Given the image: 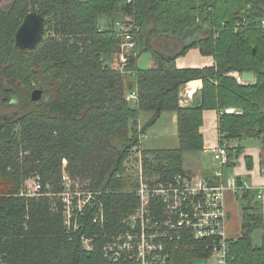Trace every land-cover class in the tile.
Here are the masks:
<instances>
[{
    "label": "trees",
    "instance_id": "trees-1",
    "mask_svg": "<svg viewBox=\"0 0 264 264\" xmlns=\"http://www.w3.org/2000/svg\"><path fill=\"white\" fill-rule=\"evenodd\" d=\"M31 11L46 17L44 37L35 48L22 49L15 35ZM126 15L141 30L123 72L113 65L121 37L115 25L100 30L99 21ZM263 20L264 0H13L0 5V264H104V243L137 204L136 195L125 191V161L140 134L165 111L178 114L179 147L143 151L148 175L160 181L184 172L187 152L205 149L206 109L219 112L220 139L264 133ZM192 47L215 63L178 67L177 57ZM147 50L156 65L139 68L137 58ZM247 71L255 72L254 82H241L234 74ZM195 79L203 82L202 103L182 105L181 91ZM35 88L44 90L38 102L32 100ZM135 88L138 101H128ZM228 107L238 112L226 113ZM146 112L151 115L139 130ZM240 148L232 144L231 159ZM63 159L72 177L108 191L102 197L106 224L94 222L88 210L77 231L66 226ZM30 178L39 181L38 192L21 195ZM239 193L242 236L228 239L230 262L264 264V233L260 243L254 240V232L264 228L261 205L253 202L255 191L243 186ZM83 235L94 238L93 250L84 248ZM185 240L166 264H195L210 256L204 248L208 242L189 235Z\"/></svg>",
    "mask_w": 264,
    "mask_h": 264
},
{
    "label": "built area",
    "instance_id": "built-area-1",
    "mask_svg": "<svg viewBox=\"0 0 264 264\" xmlns=\"http://www.w3.org/2000/svg\"><path fill=\"white\" fill-rule=\"evenodd\" d=\"M112 25H115L122 40L119 55L121 70L125 72L129 65V54L137 50V35L141 26L130 15L114 22L112 19L99 21L100 30ZM235 75L239 81L245 82L241 73ZM186 91L187 85L181 91L182 105L189 103L183 99ZM126 98L128 101H138V89L129 91ZM225 112L238 111L228 107ZM141 126L139 121V130ZM147 135V132L141 133L139 144L132 149L138 158L136 170L139 181L125 189L136 195L137 204L129 214L121 218L120 229L104 243V264H166L172 252L186 241V235L197 241L208 242L204 246L211 251L207 258L208 264H231L229 240L225 231V194L228 189L241 191L243 188L234 175L225 176L223 171L224 166L235 160L230 158L229 153L232 142L220 139L216 146L208 149L214 162L219 164L212 175L192 174L184 169V172L177 173L171 180L150 181L145 177L143 153V140ZM148 159L153 160L154 157L148 155ZM131 166L130 161L128 167ZM69 178L65 176V188L60 192L68 229L77 231L81 227V217L88 210L93 211L94 222L106 224L102 197L108 191L93 188L89 182H79L75 188ZM133 188L135 190L131 192ZM21 195L33 194L23 189ZM257 195L262 198L264 188H260ZM82 241L86 250L94 249V238L83 235Z\"/></svg>",
    "mask_w": 264,
    "mask_h": 264
},
{
    "label": "crops",
    "instance_id": "crops-1",
    "mask_svg": "<svg viewBox=\"0 0 264 264\" xmlns=\"http://www.w3.org/2000/svg\"><path fill=\"white\" fill-rule=\"evenodd\" d=\"M184 44V43H182ZM194 49V50H191ZM152 53L151 50H147ZM142 53V52H141ZM140 53V54H141ZM153 55V54H152ZM215 63L214 58L212 56L203 55L199 48L192 47L185 54L180 55L176 59V65L180 68L183 67H205L211 66ZM138 64V62H137ZM156 65L154 57L147 64L146 67H138L139 68H151ZM202 88L203 82L201 79H195L187 83V91L184 93V100L187 99L190 105H201L202 103ZM151 113H144L141 115L139 121L143 125L150 117ZM165 115L170 120L172 124V132L174 136L178 134V114L176 111H165L162 113L161 117ZM146 116L147 119L144 120L143 117ZM160 117V118H161ZM144 122H142V120ZM157 123V122H156ZM156 124L150 127L149 131H147V138L143 140V147H147L149 150L153 149H161L157 146L149 145V136L153 131H155ZM169 128L165 129L164 132L159 133L161 136H169ZM202 133L205 137V149L201 151L195 152H187L185 154L188 155L191 153L195 155L197 162L195 161L194 165L185 164L184 159V169L186 171L192 172V174H204V175H212L215 169L219 166L214 160L211 162L208 159L207 155H211L208 152L209 148H212L218 144L220 141V133H219V112L216 109H206L203 113V125L201 127ZM156 131H159L158 128ZM167 131V132H166ZM151 132V133H150ZM166 132V133H165ZM149 138V139H148ZM232 144L240 145V152L237 155L235 160L230 162L228 165L224 166L223 171L225 176L234 175L243 186L249 188L258 194L260 188H264V133L261 135H249L244 138L236 139L231 141ZM180 143V141H179ZM190 169V170H187ZM258 202L261 205L262 212L264 215V196L262 198H258V195L253 200V202ZM225 207L227 211V222H226V236L228 239H238L242 236V224H243V206L241 200V194L239 191H235L233 189H228L225 194ZM264 233L263 229H258L254 232V240L255 236L259 235V240H255L256 243H260L262 239V234Z\"/></svg>",
    "mask_w": 264,
    "mask_h": 264
},
{
    "label": "rangeland",
    "instance_id": "rangeland-1",
    "mask_svg": "<svg viewBox=\"0 0 264 264\" xmlns=\"http://www.w3.org/2000/svg\"><path fill=\"white\" fill-rule=\"evenodd\" d=\"M12 2H13V0H0V5L5 8V7L9 6L10 4H12ZM191 50H194V49H191ZM152 58H153V55H152V53L150 51H143L141 54H139V56L137 58V61H136V64L138 62L137 65L139 67H146L147 64L152 60ZM113 65H114V67L121 69V59H120V55H118V54L115 55L114 60H113ZM234 74H237V72L234 73ZM143 119L146 120L147 117L144 116ZM143 119H141L142 122H144ZM172 127L173 126L170 123V120L168 119V117L166 115L164 117V115H163L157 121L156 127H155L156 129L158 128L159 131H156V129H155V131H153V134L150 132L151 133V136H149L150 139L148 138L149 139V141H148L149 142V145L157 146V147H160V148H177V147H179V144H180L179 143V136H178V134H176L175 136L173 134H171L172 129H173ZM167 128H169L168 130H169V134L170 135L167 136L168 133H166L167 132L166 131L165 132L166 133V136H161L159 133L164 132L165 129H167ZM149 129L147 131H149ZM143 148L146 149V150H149L145 146ZM207 156H208V159L211 162H213L212 161L213 160L212 155L209 154ZM195 159H197L196 156L195 155H192L191 153H189L185 157V162H186L185 164L194 165L195 164V161L197 162V160H195ZM137 160H138L137 154L134 151H131L128 159L125 161L126 164H124V165H125V167H127V170H126L127 173L125 174V176H128V178H127L128 179L127 182L129 183L127 185L128 187L134 186L133 185V182L136 185V183H138V181H139V177H138V174H137V171L138 170H136V166H138ZM130 161H131V165L132 166L131 167H128L129 164H130ZM187 170H190V169H187ZM66 175H68L70 177L69 178L70 179V182L74 185L75 188L78 186V183L79 182H83V183L89 182L87 180H83L80 177H77V178L72 177L70 171L68 170V161H67V159H63V164H62V181H61V188L62 189L65 188V182H66L65 181V176ZM145 177L148 180H150V181H153L155 179H159L158 176H156V175H152V176L148 175L147 170L145 172ZM39 188H40V184H39V181L36 178H30V179H28L26 181L25 189L30 194H35L36 192H38ZM49 190H50V188H49ZM134 190H135V188H133L131 190V192L134 191ZM49 193H50V195H52V200H54V202L59 201V196L57 194L51 193V192H49ZM63 205H64V203H63ZM259 239H260L259 238V235H256L255 236V240L260 241Z\"/></svg>",
    "mask_w": 264,
    "mask_h": 264
},
{
    "label": "water",
    "instance_id": "water-1",
    "mask_svg": "<svg viewBox=\"0 0 264 264\" xmlns=\"http://www.w3.org/2000/svg\"><path fill=\"white\" fill-rule=\"evenodd\" d=\"M46 28V17L37 11L29 12L21 25L19 26L15 41L18 47L22 49L35 48L42 38ZM241 77L245 82H254L256 80L255 72L247 71L241 73ZM44 90L42 88H35L32 92V100L38 102L43 98ZM195 264H208L207 257L197 258Z\"/></svg>",
    "mask_w": 264,
    "mask_h": 264
}]
</instances>
